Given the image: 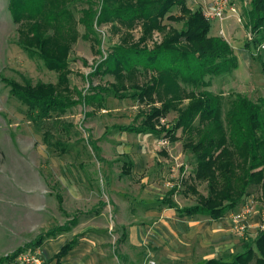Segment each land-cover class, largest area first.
<instances>
[{
	"label": "rangeland",
	"instance_id": "1",
	"mask_svg": "<svg viewBox=\"0 0 264 264\" xmlns=\"http://www.w3.org/2000/svg\"><path fill=\"white\" fill-rule=\"evenodd\" d=\"M230 1L243 17L241 24L233 18L228 19V29L234 34L231 40L241 45L253 35L243 15L249 1ZM196 2L188 1L190 6ZM96 4V0H75L71 4L77 21V38L68 56V89L66 95L55 91L57 95L66 96L67 103L71 104L64 111L51 112L50 117L41 120L37 110H31L11 92L9 83L56 86L58 74L48 70L39 56L31 55L19 46L17 25L8 11V0H0L1 256L6 252L3 257L31 243L40 233L76 218L77 224L70 233L46 238L35 250L40 264L51 263L59 248L76 234L78 241H91L99 247L97 263L91 254L86 255V260L95 264H157L158 259L152 253V241L141 249L131 248L127 243L132 226L140 227L141 223L153 225L152 221H141L139 216L137 220H130V210L137 208L133 201L140 188V193L146 191L153 200L164 198L174 189L171 198L181 208L195 205L198 195H207L206 184L194 181L195 163L183 148L185 137L181 130L175 133L178 141L173 144L167 141L164 146L160 142L164 139L162 135L118 130L119 126H140L145 116L152 113L153 107L159 108L160 104L149 102L146 97L140 100L132 96L139 91L136 87L149 85L153 74L140 68L130 77L120 79L105 72L104 63L113 53V48L138 43L142 29L137 24L128 31V27L117 22L99 26L95 20L88 28L81 18L85 16L84 11L97 10ZM170 14L177 16L178 10L174 9ZM87 20L84 18V22ZM163 24L175 30L182 28V23L169 20ZM126 34L131 38H126L127 42L123 44ZM161 40V33L155 31L144 46L150 50ZM177 43L184 51L191 49L184 40ZM254 54L258 55L256 51ZM261 54V62H264V50ZM254 62L251 68L240 66L237 70L240 74L234 72L211 78L207 90L224 97L230 93L240 94L258 103L264 98V72L261 64ZM180 86L191 90L190 86ZM80 96H96L98 99L86 105L80 101ZM176 118L177 114L171 112L159 119L156 127H170ZM102 158L104 162L100 161ZM80 165L83 168L81 173ZM77 175L81 176L84 185L87 182L83 181L84 178L89 180L91 189L78 188L80 179ZM106 175L110 179L108 185L104 180ZM142 184L146 186L141 187ZM75 187L86 199L81 203L74 196ZM98 210L102 217L96 216ZM235 216L238 218L234 220ZM197 217L210 219L201 215ZM209 224L210 237L224 234L221 236L225 239L208 241L209 249L197 246L202 249L200 254L218 255L229 261L247 248L256 252L255 240L260 232H264V202L260 188L252 186L247 197L233 211L225 212L216 230L215 223L209 221ZM166 241L163 246L170 248L169 237ZM129 254L135 257L131 258ZM71 255L68 264L74 260L73 253ZM6 264L20 263L9 259Z\"/></svg>",
	"mask_w": 264,
	"mask_h": 264
},
{
	"label": "trees",
	"instance_id": "2",
	"mask_svg": "<svg viewBox=\"0 0 264 264\" xmlns=\"http://www.w3.org/2000/svg\"><path fill=\"white\" fill-rule=\"evenodd\" d=\"M74 1L8 0V11L17 25L19 46L39 56L48 70L58 74L56 86L9 83L11 92L31 110H37L41 120L50 117L51 112L64 111L71 104L67 103L66 96L57 95L55 91L66 95L68 89V56L77 38V21L71 11ZM96 1L97 10L83 12L87 22L81 18L88 28L95 20L99 26L117 22L128 27V31L137 24L142 29L138 43L113 48V53L105 60V72L120 79L130 77L140 68L153 74L149 85L136 87L139 91L132 96L140 100L146 97L149 102L160 104L159 108L153 107L140 126H119L118 130L162 135L171 144L178 141L175 133L181 130L185 137L183 148L195 163L194 181L207 186V195H198V202L193 206L179 208L171 198L174 189L165 195L161 204L175 209L181 217L201 215L219 220L247 197L252 186L260 188L264 202V98L255 104L240 94L230 93L224 97L207 90L211 78L232 74L237 69V57L230 44L221 35H210L211 20L200 9H191L189 0ZM248 1L243 15L253 37L245 42L244 49L261 64L264 72L262 50L258 51V46L264 42V0ZM174 9L178 10L177 16L170 14ZM165 20L182 23L181 30L167 27L163 24ZM155 31L161 33V43L148 50L144 44ZM126 38L129 40L131 36L127 35L123 44ZM182 40L191 46L190 50L179 47L177 42ZM182 84L190 86L191 90L182 88ZM97 99L96 96H80V101L86 105ZM171 112L177 114L174 124L157 128L159 119ZM189 189L196 193L193 187ZM76 224L77 219L73 218L40 233L0 263L4 259L14 260L27 250L35 252L46 238L68 233ZM77 242L78 236H75L60 248L53 258L56 264H61ZM255 242L256 252L247 248L229 261L211 259L205 264H264V232H260Z\"/></svg>",
	"mask_w": 264,
	"mask_h": 264
},
{
	"label": "crops",
	"instance_id": "3",
	"mask_svg": "<svg viewBox=\"0 0 264 264\" xmlns=\"http://www.w3.org/2000/svg\"><path fill=\"white\" fill-rule=\"evenodd\" d=\"M197 1L198 2H196V4L192 6L189 5V7L191 9L193 8L200 9L202 12H206L210 10L212 3L210 4L202 1L199 2V0ZM210 22H211L210 35L217 37L218 35H220V32H222L225 40L228 42V44H230V46L232 47L235 53V56L237 57V69L234 72L240 74V72L237 70L242 65L243 68L244 67L251 68V66L255 64V62L252 59L253 57L251 58V53L248 50L244 49L245 43H241L240 45L239 42H234L233 40H231L234 34L231 33V31L228 29L229 20L223 22H219L217 20H211ZM100 161L104 162L105 160L102 158ZM81 169L83 168L80 165L79 166L80 173H81ZM86 176L87 175L85 174V177ZM76 177H79L80 179L81 176L77 175ZM107 177L108 176L106 175V177L104 178L106 185L110 183V179L108 180ZM83 181L84 182L87 181L86 184L85 185L82 184L81 183L82 180L80 179L79 180L80 184L77 185L78 188L91 189L90 181L86 180L85 178ZM144 186H146V184L145 185L142 184L141 187ZM76 188L77 187H75L74 196L75 198H77V201L81 203L83 202V200L86 199H83L82 193L80 191L78 192L77 191L78 189ZM108 188L110 189L111 187ZM140 191H138L137 194L138 196L134 198L133 204L137 208H132L130 210V214H131L130 220L133 221L137 220V217L139 216V218H141V221H152L153 225L150 226V224L148 223H144V224L141 223L140 227L132 226L129 229L127 236V243L130 245L131 248L135 247L136 249L137 248L141 249L142 247H144L145 245L149 244L152 241L154 245L152 253H154L158 259L157 264H205L207 261L211 259L228 261V259H223L218 255L209 256L208 254L205 255L200 254V251L202 249L197 248V246L201 247L203 245V246H207L209 249L210 245L208 243L210 242V240L219 241L225 239V236H221L224 234H216L217 236L210 237L211 226L209 224V221L215 223L214 225L213 224L212 225L215 227L216 230V228H218L219 225H221L222 218L219 220H211L204 217L200 218L197 216L181 217L179 216V214L175 209H169L167 207L164 208L161 206L162 205L161 200L163 198L153 200L149 193H147L146 191H142L140 193ZM60 201L62 203L61 198ZM103 206L106 205L103 204ZM178 207L181 208L179 205ZM96 216L102 217L103 214L98 210L96 212ZM80 233H83V231L81 230ZM62 235L63 234L59 236ZM75 236L77 237L78 235L76 234L74 235V237ZM167 237H169V240L172 245L170 248H165V246H163L165 242H167L166 241ZM173 244H175V246ZM177 246H179L180 248L176 249ZM96 247L97 246H94L91 241H83L81 239L80 241L77 242V245L74 247V249L65 258L61 260V264H68L67 261H69L68 259L72 256L71 253H73L74 256V260L72 261V264H95L97 263V257H98L96 251H98L99 249V247L97 248ZM195 252H198V254H195ZM1 253H0V260L5 258L3 256H5L6 252L3 253V256H1ZM88 254H91L93 257H95V261H96L95 263L86 260L87 259L86 255ZM133 256L134 254H129V257L133 258ZM139 258L140 256L138 257V259ZM7 261L8 260L4 259V261H2V263L0 264H6ZM49 264H56V262L53 259V261Z\"/></svg>",
	"mask_w": 264,
	"mask_h": 264
},
{
	"label": "built area",
	"instance_id": "4",
	"mask_svg": "<svg viewBox=\"0 0 264 264\" xmlns=\"http://www.w3.org/2000/svg\"><path fill=\"white\" fill-rule=\"evenodd\" d=\"M205 16L209 20H217L219 22L226 21L230 18L235 19L239 24L243 22V17H241L238 12V9L235 5L231 3L230 0H214L210 10L204 12ZM220 35L224 37L223 33L220 32ZM252 40V36H248V41ZM264 50V42L258 46V51ZM168 140L165 138L160 140L161 145H166ZM235 218L238 217H233ZM17 263L20 264H40L38 260V254L32 251H24L20 253L16 258ZM150 264H153L150 262Z\"/></svg>",
	"mask_w": 264,
	"mask_h": 264
}]
</instances>
